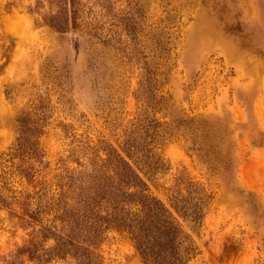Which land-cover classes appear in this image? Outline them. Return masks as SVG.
<instances>
[{
	"label": "rangeland",
	"instance_id": "obj_1",
	"mask_svg": "<svg viewBox=\"0 0 264 264\" xmlns=\"http://www.w3.org/2000/svg\"><path fill=\"white\" fill-rule=\"evenodd\" d=\"M114 149L194 240L188 264H264V0H0V264L38 263ZM195 203L198 223L177 211ZM89 230L85 264H143L126 231Z\"/></svg>",
	"mask_w": 264,
	"mask_h": 264
},
{
	"label": "trees",
	"instance_id": "obj_2",
	"mask_svg": "<svg viewBox=\"0 0 264 264\" xmlns=\"http://www.w3.org/2000/svg\"><path fill=\"white\" fill-rule=\"evenodd\" d=\"M68 26V22L62 23L56 18L51 22V27L59 32H64ZM160 102V106L166 107L167 98L162 96ZM163 124L158 121L150 133L149 129L144 133L147 143V153L144 156L147 159L142 158L144 164L141 165L146 171H152L163 163L160 156L151 150L168 133L161 129ZM132 154L127 152L129 157ZM104 162L106 164L98 165V174L93 176L90 193H85L86 198L79 202L88 210L81 213L80 209H76L77 203L74 206L70 204L74 209L71 217L58 215L61 224L54 228L55 245L43 254H31V258L39 264L41 261H48L43 260L44 254L48 253L59 258L68 256L77 264H85L84 257L91 253V246L96 243V233L89 229L92 223H97L100 237L105 229L126 231L134 242L143 264H188L197 253V246L184 231L173 211L151 193L141 170L115 149L106 152ZM93 204H96L98 209L95 217L92 216ZM177 211L183 218L194 223L201 222L204 216L201 203ZM73 223L79 231L76 232V225L74 229L71 227ZM80 224H85L86 228H80ZM25 248L31 253V247Z\"/></svg>",
	"mask_w": 264,
	"mask_h": 264
}]
</instances>
